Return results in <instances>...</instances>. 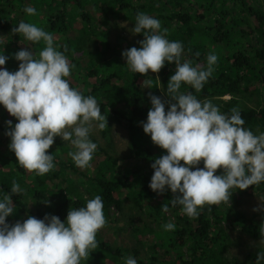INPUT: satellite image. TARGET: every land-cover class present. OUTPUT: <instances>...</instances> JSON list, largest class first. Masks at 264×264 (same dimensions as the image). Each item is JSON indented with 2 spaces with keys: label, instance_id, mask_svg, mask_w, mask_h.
<instances>
[{
  "label": "trees",
  "instance_id": "1",
  "mask_svg": "<svg viewBox=\"0 0 264 264\" xmlns=\"http://www.w3.org/2000/svg\"><path fill=\"white\" fill-rule=\"evenodd\" d=\"M26 6L34 7L37 14H26ZM96 12L101 13L98 18ZM138 12L158 19L161 32L165 28L168 30L166 38L169 41L182 43V62L190 60L193 66L203 65L206 68L209 52L214 53L213 50L222 47L230 51L228 57L218 58L212 76L200 92L183 83L180 92H191L201 101L212 98L211 101L225 114L230 115V110L236 107L245 121L243 127L257 135L264 132V100L258 106L241 105L246 98L245 93H248L247 87L253 81L264 82V5L261 1L0 0L1 31L12 34L19 22H30L57 36L54 46H58L59 51L63 52L64 46H67L64 54L74 67L71 68L73 73L65 79L83 95L97 99L101 114L106 117L108 124V127L101 130L103 134L106 135L114 124L127 131L129 148L135 156L134 163L123 165L120 158L114 159L110 153L101 150L98 139L90 136L101 151L100 156H97L100 161L93 172H85V168L77 167L68 155L75 150L71 143L57 136L48 149V154L54 156V169L42 176L36 175L17 163L15 154L9 150L10 137L5 135L8 128L0 122V199L4 195H11L13 199V213L6 218V222L12 225L17 221L23 222L28 216L43 219L45 214L55 215L64 222L70 208L78 209L86 204L77 181L78 176L79 179L85 177L88 182L82 185L87 184V190L93 198L100 195L103 199V213L107 222L102 229H111L112 234L110 241L106 242L102 237L104 231L100 229L96 235L98 247L81 264H106L107 260L112 264H124V258L128 256L134 257L137 264H249L250 260L254 264L258 254L252 253L245 261L227 256L230 236L221 223L225 218L228 224L239 225L245 234L258 239L261 237L258 222L264 221L256 222L247 220L243 214H232L225 208L227 203L223 202L205 205L202 210H198V217L189 218L181 212V206H171L173 194L170 189L157 194L149 188L148 181H151L154 174L151 164L167 153L152 142L150 135L144 133L140 122H146L152 107L149 93L163 101L169 99L166 95L167 83L175 73V63L166 62L157 76L150 75L151 70L141 75L128 68L121 54L131 47L139 48V41L144 39L143 33L135 34L139 41L134 43H125L123 37H118L117 44L113 46L109 41V29L115 28L113 20L119 18L130 21L134 27ZM13 13L16 18H12ZM253 17L258 20L259 26L255 25ZM77 21L82 22L81 28H74ZM18 35L23 37L22 34ZM87 39L93 40V49L85 47ZM42 47H45L43 41L29 45L28 49L35 54ZM13 53L10 50L3 52V55L9 57L4 66L10 72L17 71L20 63L13 58ZM254 92L259 94V91ZM229 95L235 99L216 98ZM215 98L218 100L215 101ZM14 122L18 121L14 118ZM203 166L201 161L199 167ZM120 167L123 170L120 171ZM4 168L10 169L8 175ZM221 173L222 170L218 169L216 174ZM13 180L23 192L11 193ZM241 191L257 192L264 196V182L246 190L230 189L232 195ZM232 195L230 200L235 202ZM127 201L131 202L130 206L125 205ZM164 203L169 204V210L176 212L174 221L169 219L176 228L166 232L155 221L150 222L153 223V229L142 235L144 238L149 235L157 239V243L149 248V256L142 255L137 248H127L118 242L116 236L126 230V227L121 228L119 225L122 223L120 214H129L133 232L143 231L147 222L138 227L137 223L143 220H136L131 212L139 214L140 211L144 214L145 209L152 213L157 210L160 216L164 214L161 211ZM111 224L115 225L110 227ZM156 227L161 231H157ZM162 246H165V251L159 253L158 249ZM171 258H175V261Z\"/></svg>",
  "mask_w": 264,
  "mask_h": 264
},
{
  "label": "clouds",
  "instance_id": "2",
  "mask_svg": "<svg viewBox=\"0 0 264 264\" xmlns=\"http://www.w3.org/2000/svg\"><path fill=\"white\" fill-rule=\"evenodd\" d=\"M24 12L37 14L32 6ZM12 31L33 43L43 41L45 47L38 55L28 48L14 53L20 62L14 72L3 67L9 57L0 55V105L18 121L14 127L11 120L5 122L9 150L22 168L42 176L54 169V156L48 149L58 136L74 147L68 153L74 164L88 167L98 147L90 134L94 127H108L97 99L83 95L65 79L74 67L64 54L67 46L59 51L53 35L34 23L21 21ZM132 32L144 36L139 48L121 54L133 73H159L166 62L175 63V73L167 83L169 99L149 93L152 107L146 122H140L144 133L167 153L151 164L154 174L149 188L157 194L170 189L171 206L179 205L183 214L196 218L205 205L230 202V189L246 190L264 182V132L257 135L243 127L245 121L236 107L225 114L211 100L180 92L182 83L200 92L212 76L217 55L209 52L206 68L193 66L190 60L182 62V43L169 41L168 30L161 32V22L144 12L136 14ZM218 169L222 170L219 175ZM23 191L13 180L11 193ZM103 207L102 197L96 195L84 207L70 208L64 222L45 214L43 219L28 216L10 225L6 218L13 213V199L4 195L0 199V264H81L98 247L97 232L107 222ZM262 210L264 203L253 209ZM161 211L167 213L169 204L164 203ZM162 228L174 231L176 225L168 222ZM258 231L264 237V223ZM257 259H264V253H258ZM124 264L137 261L128 256Z\"/></svg>",
  "mask_w": 264,
  "mask_h": 264
},
{
  "label": "rangeland",
  "instance_id": "3",
  "mask_svg": "<svg viewBox=\"0 0 264 264\" xmlns=\"http://www.w3.org/2000/svg\"><path fill=\"white\" fill-rule=\"evenodd\" d=\"M259 1H261V3H263L264 5V0H259ZM73 4L74 3L72 2V5ZM96 13H97L96 17L98 18L101 13L99 12H96ZM14 17L15 15L13 13L12 18ZM253 21L256 26L260 25L258 20L255 17H253ZM113 23L116 24L115 28L109 29V41L111 42L113 46L117 44L118 37H123L126 40L125 43H128V42L134 43V42L139 41L136 35L132 32L133 27L130 21L119 18V19L113 20ZM81 26H82V22L77 21L74 25V28L78 29V28H81ZM49 33L51 34V32ZM9 38L11 39V41H9ZM57 38H58L57 36H54V39H57ZM92 41L93 40L91 39H87V42H86L87 46H85L87 49H93L92 43H91ZM0 42H1L2 54L3 52L8 51V50L16 53L20 51L21 49L28 48L29 45L38 44V43L30 42V41L26 43L24 37L19 36L18 33L14 34L12 32V34H9L1 30H0ZM213 52L215 55H217L218 58L222 56L228 57V55L230 54V51H228L226 48H223V47L222 49L220 48L217 51L213 50ZM38 53L39 51L35 52L36 55H38ZM3 67L5 68V66ZM72 73H73V70H71V74ZM149 74L154 75V76L158 75V73H153L151 71L149 72ZM253 91H259V94L256 92L252 93ZM247 92L248 93H245L246 98L242 100L241 105L250 106V107L258 106V104H260V102L264 100V95H262V93L264 92V82L257 81L256 83H254L253 81L252 84L247 87ZM216 98H219L220 100H231L232 97L225 96V97H216ZM216 98H215V101L218 100ZM14 118L15 117H12L7 112V110L3 107V105H0V122L2 126L7 127L5 122L8 120H11L12 124H14L15 123ZM90 136L98 139L100 143L99 147L101 150L106 151L108 154L110 153V156L114 159L119 160L120 158V160L123 161V165H125L126 163L128 164L134 163L135 156L133 155L134 152L132 151V149L129 148L130 145H129V137L127 135V131L124 130L118 124H114L112 129L109 132H107L106 135L103 134L101 130L94 127ZM100 149L98 150L97 148V150L93 153V159L91 160L90 165L85 168V172L87 170H91L93 172L96 169L97 164L100 161L99 158L97 157V156H100V152H101ZM101 155H104V153H101ZM0 168H2L1 165H0ZM4 169H5L6 174L8 175L10 172V169L9 168H4ZM119 170L120 171L123 170V167H120ZM83 178L84 179H79V176H78L77 181L78 183H80L78 184L79 190L82 193V195H84L85 200L87 201L89 199H92L93 195H91L90 192L87 190V184L82 185L83 183L88 182L87 180H85L86 179L85 177ZM71 184H68V185H71ZM244 192L245 191L236 192L234 195H232V198L235 199V202H232L230 200V202H228L225 205V208L230 210L232 214H243L247 220H256V222H258V220L264 221V210L256 211V212L253 211L254 208H257L259 205L264 203V196H262L261 194L257 192L256 193H252V192L244 193ZM125 205L130 206L131 202L127 201ZM111 214L113 215L112 212ZM132 215H135L134 218L136 220L138 218H141L143 220V222L137 223L139 224L137 225L138 227H142L143 223L147 222L146 228L143 231H139L135 229L136 232H133V228L131 225L133 223H131L129 214L126 212L125 215L122 216L120 214V217H119L121 218V222H122V223H119V225H121V228L126 227V230L124 232H121V234L116 236V238L118 242L122 244L123 246L127 248H137L140 250L142 255L149 256L150 254L149 248H151L152 245H155L157 243V239L154 236H149V235H147L144 238L142 235L148 234L150 230L153 229V226H152L153 223L152 224L150 223L152 220L155 221L161 229H163L162 225L167 224L169 222V219H172V221H174V216H176V212H172L171 210H169L167 213H164L163 215L158 216L159 213L157 210H153V213H152L149 210L145 209L144 214L139 211V214H136V213L132 214L131 212V216ZM222 220H223L222 221L223 223L221 224L225 227V229L227 230V233L230 236V241H229L230 246H229V249H227V251L229 250L227 253V256L229 258L236 257L240 259L241 261H245L249 259V256L252 253L254 254L264 253V237L255 239L252 236L245 234L241 226L230 225L227 223V220L225 218H223ZM258 223L261 225L260 222ZM113 225L115 224H111L110 227ZM159 227H156L157 231H161ZM101 230L104 231L102 235V237L104 238V241L109 242L110 241L109 238L111 237L110 235L112 234V230L111 229H109V231L108 229L107 231H105V229H101ZM158 251L159 253L160 252L163 253L165 251V246H162L161 248H159ZM170 260L175 261V258H171ZM262 262H264V259H259V260L254 259V264H261ZM106 264H112V263L110 262V260H107ZM249 264H252L251 260L249 261Z\"/></svg>",
  "mask_w": 264,
  "mask_h": 264
}]
</instances>
